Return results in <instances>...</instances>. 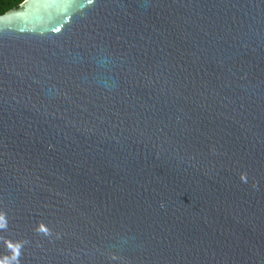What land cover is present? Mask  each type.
<instances>
[{
	"label": "water",
	"instance_id": "95a60500",
	"mask_svg": "<svg viewBox=\"0 0 264 264\" xmlns=\"http://www.w3.org/2000/svg\"><path fill=\"white\" fill-rule=\"evenodd\" d=\"M0 264H264V0L1 14Z\"/></svg>",
	"mask_w": 264,
	"mask_h": 264
},
{
	"label": "trees",
	"instance_id": "16d2710c",
	"mask_svg": "<svg viewBox=\"0 0 264 264\" xmlns=\"http://www.w3.org/2000/svg\"><path fill=\"white\" fill-rule=\"evenodd\" d=\"M24 1L25 0H0V15L11 9L19 8Z\"/></svg>",
	"mask_w": 264,
	"mask_h": 264
}]
</instances>
